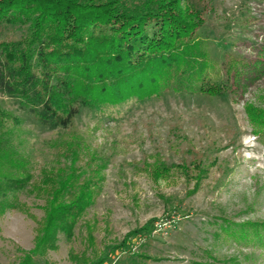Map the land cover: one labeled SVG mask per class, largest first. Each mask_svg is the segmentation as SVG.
Here are the masks:
<instances>
[{
	"label": "rangeland",
	"instance_id": "1",
	"mask_svg": "<svg viewBox=\"0 0 264 264\" xmlns=\"http://www.w3.org/2000/svg\"><path fill=\"white\" fill-rule=\"evenodd\" d=\"M199 4L204 24L196 33L213 62L209 78L224 86L222 94L172 90L104 111L79 104L71 125L50 127L18 98L0 92V104L23 120L13 143L33 175L11 194L16 205L0 203V264H19L34 248L47 205L46 192L34 186L49 188L45 174L70 164L69 144L78 150L80 170L89 175L103 165V179L95 200L80 211L73 237L60 232L56 247L36 255L35 264L96 258L154 218L149 233L134 241L132 251H117L111 264H264V229L263 240L253 232L237 239L225 229V220L264 222V138L247 111L249 104L264 107V0ZM27 30L3 26L0 40L18 39ZM157 158L169 166L201 162L204 172L198 177L192 167L187 175L175 166L155 179L148 166Z\"/></svg>",
	"mask_w": 264,
	"mask_h": 264
},
{
	"label": "trees",
	"instance_id": "2",
	"mask_svg": "<svg viewBox=\"0 0 264 264\" xmlns=\"http://www.w3.org/2000/svg\"><path fill=\"white\" fill-rule=\"evenodd\" d=\"M200 1L0 0V28L28 26L20 38L0 40V92L18 98L27 111L50 127L71 125L79 104L104 111L172 90L222 94L224 86L209 78L213 62L196 33L204 24ZM247 111L255 133L264 138V107L249 104ZM22 122L0 104L2 208L16 205L12 195L26 188L33 177L29 161L18 154L13 143L15 128ZM68 149L70 164L44 176L49 188L34 186L47 194L46 211L38 224L34 248L19 264H35L36 255L56 247L60 232L71 239L80 211L99 192L103 165L86 175L77 165L75 145L69 144ZM175 166L187 175L192 167L198 170V177L204 172L201 162L169 166L160 158L148 169L158 179ZM156 221L154 218L127 233L121 242L107 245L96 258L75 255L74 259L78 264H111L117 251H132L134 241L145 237L148 226ZM225 221V229L237 239H249L253 232L254 238L263 240L264 222L231 225ZM89 239L94 242L92 232Z\"/></svg>",
	"mask_w": 264,
	"mask_h": 264
}]
</instances>
